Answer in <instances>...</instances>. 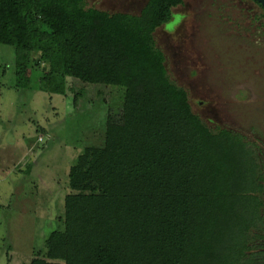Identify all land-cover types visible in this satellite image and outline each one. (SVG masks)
<instances>
[{"label": "trees", "instance_id": "obj_1", "mask_svg": "<svg viewBox=\"0 0 264 264\" xmlns=\"http://www.w3.org/2000/svg\"><path fill=\"white\" fill-rule=\"evenodd\" d=\"M182 2L147 0L131 14L85 0H0V44L13 48L20 73L38 74L39 90L70 89L75 104L68 78L123 88L104 144L69 168L63 229L30 264H264L256 144L211 131L155 46L156 28Z\"/></svg>", "mask_w": 264, "mask_h": 264}, {"label": "rangeland", "instance_id": "obj_2", "mask_svg": "<svg viewBox=\"0 0 264 264\" xmlns=\"http://www.w3.org/2000/svg\"><path fill=\"white\" fill-rule=\"evenodd\" d=\"M85 1L131 14L147 2ZM182 1L172 9L181 19L154 32L168 76L211 131L231 129L254 142L264 170L263 10L253 0ZM13 60V48L0 44V264H30L45 254L49 233L63 229L69 168L85 147L104 144L107 115L121 106L123 88L68 78L80 93L73 104L70 89L39 90L38 74L30 79Z\"/></svg>", "mask_w": 264, "mask_h": 264}, {"label": "flooded vegetation", "instance_id": "obj_3", "mask_svg": "<svg viewBox=\"0 0 264 264\" xmlns=\"http://www.w3.org/2000/svg\"><path fill=\"white\" fill-rule=\"evenodd\" d=\"M178 17V18H177ZM181 17H182V15H177L176 14V17H175V15H174V18H173V20H170V21H173V22H175L176 21V18H177V20H180L181 19ZM164 28L166 29V25H164Z\"/></svg>", "mask_w": 264, "mask_h": 264}, {"label": "water", "instance_id": "obj_4", "mask_svg": "<svg viewBox=\"0 0 264 264\" xmlns=\"http://www.w3.org/2000/svg\"><path fill=\"white\" fill-rule=\"evenodd\" d=\"M263 8H264V0H256ZM170 20H173V17H171Z\"/></svg>", "mask_w": 264, "mask_h": 264}]
</instances>
